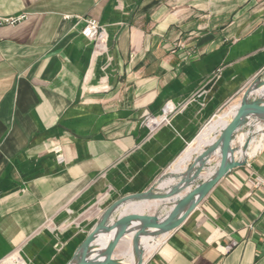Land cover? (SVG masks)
I'll list each match as a JSON object with an SVG mask.
<instances>
[{
  "label": "crops",
  "instance_id": "0c3cea01",
  "mask_svg": "<svg viewBox=\"0 0 264 264\" xmlns=\"http://www.w3.org/2000/svg\"><path fill=\"white\" fill-rule=\"evenodd\" d=\"M21 16L0 24V264H67L110 204L149 189L263 74L264 0H0V21ZM169 103L149 132L144 116ZM252 173L264 148L144 263L264 264Z\"/></svg>",
  "mask_w": 264,
  "mask_h": 264
},
{
  "label": "water",
  "instance_id": "95a60500",
  "mask_svg": "<svg viewBox=\"0 0 264 264\" xmlns=\"http://www.w3.org/2000/svg\"><path fill=\"white\" fill-rule=\"evenodd\" d=\"M263 88L264 72L249 84V87L242 96V102L235 113L236 115L223 128L216 141L210 145L204 153L200 154V163L197 161L190 166V169H193L198 165V169L192 179L193 183L190 189L175 203L176 205L166 215V219H160L159 212L152 215L140 211L122 213V206L128 200L143 199L147 194L156 200H166L177 191L183 190V187H181L180 190L173 189L166 193H158L150 187L144 192L123 196L121 199L110 204L103 212L67 264H122L121 261L117 260L116 254L118 248L128 238L129 240L131 239L133 249L138 257L137 264H145V257L139 245L140 239L145 232L157 229L163 233L169 234L178 229L188 219L200 202L225 176L229 175L233 170L238 169V167H243L250 163L251 159L241 161L232 158L235 148L234 141L244 125H248L250 128L246 119L250 112L264 114L263 96H260V98H250L253 92ZM250 130L251 128L249 131ZM250 140L251 138L248 137L245 142V149H248L250 146ZM220 145V161L215 166L209 178L199 181V179L202 178L201 173L208 166V162L203 161L204 158L212 156L215 149ZM259 152H257L256 155ZM183 182L185 181H182V183ZM118 212L119 215L117 214ZM107 239L109 240L107 241ZM95 249L98 251H95ZM93 255L95 257H93Z\"/></svg>",
  "mask_w": 264,
  "mask_h": 264
},
{
  "label": "bare ground",
  "instance_id": "6f19581e",
  "mask_svg": "<svg viewBox=\"0 0 264 264\" xmlns=\"http://www.w3.org/2000/svg\"><path fill=\"white\" fill-rule=\"evenodd\" d=\"M260 96H263L262 99L264 100V88L253 92L250 98H260ZM241 102L242 98L240 101H237L235 104L231 105L227 111L221 112V114L216 116L209 124H207V126L202 129L198 137L189 144L190 146H188L185 153L179 157L177 163L175 164V170L171 171L168 176H166L164 180H162L156 187L158 193H166L173 189L180 190L181 187H183V190L177 191L166 200H156L151 198L149 194H147V196L143 199L128 200L122 206V213L129 211L144 212V208L152 209V207H154L155 209L159 210V218L163 220L166 219V215L179 200L177 198H173L180 196V194L183 192L186 193L193 183L192 179L196 170L198 169V165H196L193 169H190V166L197 161L200 163V154L204 153L205 150H207L208 147L216 141L217 135L220 134L223 128L232 120H227V118H233L236 115L235 113ZM246 119L251 130L243 136L242 141L240 142L241 145L237 147V149L234 148L232 158L235 160L246 161L248 159H252L257 152L264 148V114L250 112ZM248 137L251 138L250 146L248 149H245V142ZM220 154L221 145L215 149L212 156L219 155L220 158ZM212 156H207L203 161L209 162ZM214 169L211 171V173H213ZM182 181L185 182L182 183ZM166 236V233H163L157 229H152L151 231L145 232L142 235L139 243L140 248L143 251V256L146 258L148 255L153 254V252L162 243ZM108 240L109 239H107V241ZM126 249L127 250L124 252L121 258L122 264H137L138 257L135 254V250L133 249L131 239L128 241V247ZM95 251L98 250L95 249ZM93 257L95 256L93 255Z\"/></svg>",
  "mask_w": 264,
  "mask_h": 264
},
{
  "label": "built area",
  "instance_id": "2783aa9c",
  "mask_svg": "<svg viewBox=\"0 0 264 264\" xmlns=\"http://www.w3.org/2000/svg\"><path fill=\"white\" fill-rule=\"evenodd\" d=\"M24 16L14 17L13 19H6L0 21V24L14 25L21 22ZM84 21V27L82 34L86 39L92 41L96 51L103 52L107 48L108 34L105 31L103 25L94 18L87 17L82 19ZM176 107L173 104H167L159 115L146 114L143 121V126L148 129L149 132L155 133L164 124H169L172 120V114L175 113ZM247 184L253 189L264 188V177L252 173L247 179ZM20 262V261H19Z\"/></svg>",
  "mask_w": 264,
  "mask_h": 264
},
{
  "label": "rangeland",
  "instance_id": "374dc122",
  "mask_svg": "<svg viewBox=\"0 0 264 264\" xmlns=\"http://www.w3.org/2000/svg\"><path fill=\"white\" fill-rule=\"evenodd\" d=\"M251 83V82H250ZM249 83V84H250ZM249 87V86H248ZM248 87H246L244 90H242L240 93H238L237 95H235V98H233L228 104H226L222 109H221V111L217 114V116L219 115V114H221V112H223V111H227L228 109H229V107L231 106V105H233V104H235V102H237V101H240L241 100V98H242V96H243V94H244V92L246 91V89L248 88ZM232 118L231 117H229V118H227V120H231ZM211 121V120H210ZM210 121H208L207 123H209ZM207 125V124H206ZM206 125H204L201 129H200V132L193 138V140H195L197 137H198V135L201 133V131H202V129L206 126ZM243 129L237 134V136H236V139H235V141H234V146H235V148L237 149V147H239L240 145H241V141H242V138H243V136L247 133V132H249V126L248 125H244L243 127H242ZM219 136V134L217 135V137ZM193 140L190 142V143H192L193 142ZM189 143V144H190ZM189 146V145H188ZM188 148V147H187ZM186 148V149H187ZM186 149H185V151H186ZM185 151L181 154V155H183L184 153H185ZM180 155V156H181ZM179 156V157H180ZM178 159L179 158H177L170 166H168L166 169H165V171L161 174V176L151 185V187L155 190V191H157L156 190V187H157V185L162 181V180H164V178L166 177V176H168V174L171 172V171H173V170H175V164L177 163V161H178ZM220 161V158H219V155H215V156H212L211 158H210V161L208 162V166L206 167V169L201 173L202 174V178L201 179H199V181H201V180H204V178H205V176H207L208 174H209V172L210 171H212L214 168H215V166L218 164V162ZM185 194V192H183V193H181L180 194V196H177V197H175V198H173V199H180V197H182L183 195ZM158 211L159 210H157V209H155L154 207H152V209H146L145 210V212H147L148 214H156V213H158ZM118 215H119V212L117 213ZM128 241H129V238L128 239H126L125 240V242L118 248V250H117V254H116V258H117V260L118 261H121L122 262V256H123V252H125L127 249V247H128Z\"/></svg>",
  "mask_w": 264,
  "mask_h": 264
}]
</instances>
